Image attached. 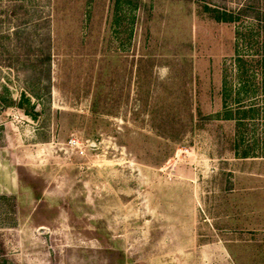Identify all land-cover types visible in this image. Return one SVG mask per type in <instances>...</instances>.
<instances>
[{"label": "rangeland", "instance_id": "1", "mask_svg": "<svg viewBox=\"0 0 264 264\" xmlns=\"http://www.w3.org/2000/svg\"><path fill=\"white\" fill-rule=\"evenodd\" d=\"M245 4L0 0V264H264L222 106L263 38L204 9Z\"/></svg>", "mask_w": 264, "mask_h": 264}, {"label": "trees", "instance_id": "2", "mask_svg": "<svg viewBox=\"0 0 264 264\" xmlns=\"http://www.w3.org/2000/svg\"><path fill=\"white\" fill-rule=\"evenodd\" d=\"M211 18L221 22H234L243 18L256 19L260 36L263 38L252 59L238 60L236 71L239 79L236 97L224 91L222 100L225 120L235 122L238 157H264V13L260 8L245 4L236 10L204 6ZM231 87V85H230ZM240 93L244 96L239 97ZM233 106V108L231 107ZM260 131L261 136H259ZM257 135V136H256ZM262 137V142L259 139Z\"/></svg>", "mask_w": 264, "mask_h": 264}]
</instances>
